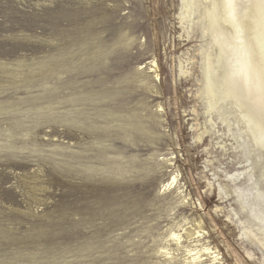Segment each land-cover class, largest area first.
I'll return each instance as SVG.
<instances>
[{"label":"rangeland","instance_id":"374dc122","mask_svg":"<svg viewBox=\"0 0 264 264\" xmlns=\"http://www.w3.org/2000/svg\"><path fill=\"white\" fill-rule=\"evenodd\" d=\"M211 3L0 0V264H264Z\"/></svg>","mask_w":264,"mask_h":264},{"label":"bare ground","instance_id":"6f19581e","mask_svg":"<svg viewBox=\"0 0 264 264\" xmlns=\"http://www.w3.org/2000/svg\"><path fill=\"white\" fill-rule=\"evenodd\" d=\"M208 17L216 30L215 46L219 51L216 63L222 68V74L216 75L214 84L208 88L212 94L219 95V92L224 99L238 104L261 143L264 140V0H212ZM256 202L253 217L258 231L244 233L245 237L263 242L264 198L260 195ZM125 209H121L117 220L122 218ZM199 259L194 257L193 261Z\"/></svg>","mask_w":264,"mask_h":264}]
</instances>
